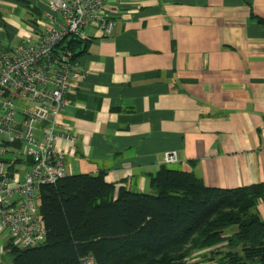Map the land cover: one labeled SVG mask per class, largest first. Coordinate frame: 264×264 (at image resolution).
<instances>
[{"label":"crops","instance_id":"0c3cea01","mask_svg":"<svg viewBox=\"0 0 264 264\" xmlns=\"http://www.w3.org/2000/svg\"><path fill=\"white\" fill-rule=\"evenodd\" d=\"M48 2L0 0V52L35 33ZM107 8L114 31L87 27L77 57L85 73L60 118L77 138L61 143L67 174L103 173L140 193L153 192L164 165L213 188L264 184V0H108ZM172 150L179 161L166 164ZM258 210L264 219V199Z\"/></svg>","mask_w":264,"mask_h":264},{"label":"trees","instance_id":"16d2710c","mask_svg":"<svg viewBox=\"0 0 264 264\" xmlns=\"http://www.w3.org/2000/svg\"><path fill=\"white\" fill-rule=\"evenodd\" d=\"M70 44L78 57L83 40ZM152 193L119 189L105 175H67L41 189L47 240L20 248L13 264H264V184L213 188L193 172L167 165Z\"/></svg>","mask_w":264,"mask_h":264},{"label":"built area","instance_id":"2783aa9c","mask_svg":"<svg viewBox=\"0 0 264 264\" xmlns=\"http://www.w3.org/2000/svg\"><path fill=\"white\" fill-rule=\"evenodd\" d=\"M108 0H49L45 21L33 35L0 52V233L20 248L47 240L41 189L66 177V157L76 135L61 121L68 93L85 69L70 44L87 27L111 36ZM179 161L175 150L165 163ZM80 264H98L93 254Z\"/></svg>","mask_w":264,"mask_h":264},{"label":"rangeland","instance_id":"374dc122","mask_svg":"<svg viewBox=\"0 0 264 264\" xmlns=\"http://www.w3.org/2000/svg\"><path fill=\"white\" fill-rule=\"evenodd\" d=\"M0 235H3L2 237H6V239L8 238L6 236V234H1ZM2 264H13V258H12V255L9 253V252H5L3 257H2V261H1ZM203 264H210V263H203Z\"/></svg>","mask_w":264,"mask_h":264}]
</instances>
